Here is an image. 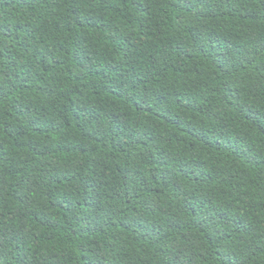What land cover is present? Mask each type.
Masks as SVG:
<instances>
[{"label":"trees","instance_id":"1","mask_svg":"<svg viewBox=\"0 0 264 264\" xmlns=\"http://www.w3.org/2000/svg\"><path fill=\"white\" fill-rule=\"evenodd\" d=\"M0 264H264V0H0Z\"/></svg>","mask_w":264,"mask_h":264}]
</instances>
